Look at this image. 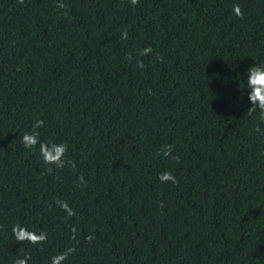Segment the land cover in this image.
Returning a JSON list of instances; mask_svg holds the SVG:
<instances>
[{
	"label": "trees",
	"instance_id": "1",
	"mask_svg": "<svg viewBox=\"0 0 264 264\" xmlns=\"http://www.w3.org/2000/svg\"><path fill=\"white\" fill-rule=\"evenodd\" d=\"M59 2L0 0V264H264V121L245 87L264 0ZM37 120L75 167L24 146ZM15 224L48 239L17 242Z\"/></svg>",
	"mask_w": 264,
	"mask_h": 264
},
{
	"label": "clouds",
	"instance_id": "2",
	"mask_svg": "<svg viewBox=\"0 0 264 264\" xmlns=\"http://www.w3.org/2000/svg\"><path fill=\"white\" fill-rule=\"evenodd\" d=\"M20 3H23V0H19ZM131 4L136 6L139 4V0H131ZM58 8H64L65 4L59 2L57 4ZM234 14L243 19L244 13L238 4L233 5ZM123 39L128 38L127 30L121 33ZM151 51L150 46L142 50V55H146ZM138 66L143 68V62L138 61ZM245 87L250 89L248 92V98L251 101V107L247 110V113L251 115L253 112L259 110L260 119L264 121V65L254 64L247 69V79L245 80ZM244 87V88H245ZM243 88V89H244ZM243 92V89H241ZM44 126L43 120H37L33 125V130L31 132H26L22 137V143L28 149L35 150L37 147L39 148V153L43 159V163L49 166H55L56 168L63 169L66 166V163L71 164L75 167V164L71 161H65V155L68 151V145L66 143H55V142H44L40 139V133L38 131L39 128ZM257 131H260L259 126L256 128ZM171 146H166L163 150V155L170 156L171 155ZM172 159L177 163L180 162L179 156H172ZM48 172L52 171V167L47 168ZM82 183H87L84 181L83 176L78 178ZM158 179L161 183L171 182L173 184H178L179 181L173 175L171 171H165L159 174ZM59 206L69 213V215H73L74 212L71 211L70 206L66 201H57ZM12 233L17 242H25L32 245H42L47 239L48 235L46 232L41 231L39 233L35 231L29 230L26 226H21L20 224H15L12 227ZM92 235H88L85 239L91 242ZM74 249L69 250V252H64L59 254L58 256H54L52 258V264H63V261L68 258L70 252H74ZM31 260V256L28 255L24 258H18L14 261V264H28V261Z\"/></svg>",
	"mask_w": 264,
	"mask_h": 264
}]
</instances>
